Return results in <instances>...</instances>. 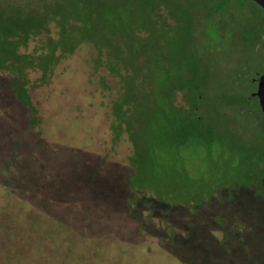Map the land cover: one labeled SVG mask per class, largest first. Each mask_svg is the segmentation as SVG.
I'll return each instance as SVG.
<instances>
[{
  "label": "rangeland",
  "instance_id": "obj_1",
  "mask_svg": "<svg viewBox=\"0 0 264 264\" xmlns=\"http://www.w3.org/2000/svg\"><path fill=\"white\" fill-rule=\"evenodd\" d=\"M11 34L19 57L3 65ZM263 68L253 0H0L1 165L18 144L0 167V264H12L9 249L19 264H38L34 252L60 264H186L172 248L211 264L245 261L247 246L256 254L245 239L264 236L253 93ZM16 75L32 128L9 95L22 89ZM114 97L126 114L117 107L110 122Z\"/></svg>",
  "mask_w": 264,
  "mask_h": 264
},
{
  "label": "trees",
  "instance_id": "obj_2",
  "mask_svg": "<svg viewBox=\"0 0 264 264\" xmlns=\"http://www.w3.org/2000/svg\"><path fill=\"white\" fill-rule=\"evenodd\" d=\"M8 5H11V4H9L8 3ZM10 37H11V39H8V41H12L13 42V44H14V48L13 49H11L10 50V52H12L13 53V55H7V57H5L3 60H1L2 61V63H3V61H5V60H11V59H15V58H17V57H19V54H17L14 50H16V43H18L17 42V38H16V36H14V34H11L10 35ZM9 37V38H10ZM53 50H55V49H53ZM53 50H52V52H53ZM17 51V50H16ZM25 63H27V64H31L32 62H29V61H27V62H25ZM52 63H54V62H51V63H43L42 62V64L40 65L41 67H43L44 69H48V67L50 66V65H52ZM5 63H3V65H4ZM7 64V63H6ZM13 65V64H12ZM21 65V64H20ZM20 65L18 66V67H12V69L13 68H15V69H19V67H20ZM11 69V70H12ZM115 72V71H114ZM117 73V72H116ZM118 74V73H117ZM21 76L20 75H16V76H14V77H12V79H11V82L14 84V83H19L20 84V86H21V88L22 89H17V87L15 86L14 87V89H15V91L14 90H12L11 91V93H9V95H10V97L11 98H13L14 99V101H17V102H19V103H21V104H24L25 106H27V109H28V112H29V116H28V119H27V127H29V128H32V127H34V126H36L37 125V122H38V119H37V116H36V111H35V109L31 106V104L29 103V96H28V91H27V88H26V86H25V83H24V81H23V78L21 77V79H19ZM10 82V83H11ZM11 88V87H10ZM179 88V87H178ZM180 89V88H179ZM194 97V99L196 98V95L195 96H193ZM131 100H134V99H127V100H125V102H130ZM191 100L193 101V99L191 98ZM121 101H117L116 99H115V97L113 98V99H111L110 101H109V103H108V105H109V107H110V115H111V118H110V122H111V120L114 118L115 119V116H116V111H115V109L117 108V107H119V109L120 110H122V112H124L125 114H126V110H124L123 108H126L122 103H120ZM120 103V104H119ZM196 117V116H195ZM110 122H109V128L111 129V125H110ZM123 124V125H122ZM126 124H128V122H127V120H125V118L123 117H119V121H118V123H117V125L121 128V129H123V130H125V134H126V137H128V139L130 140V142H131V144H132V148L134 149V147H135V143L136 142H134L133 140H132V137H133V130H132V127L131 128H129V125L127 126ZM28 129V128H27ZM111 132H112V130H111ZM112 137L115 139V138H118L119 137V135L117 136V135H114L113 134V132H112ZM18 147V144H16V146H15V148H17ZM15 148L13 149V152L10 154V153H8V155H6V156H4V158H5V160L3 161V165H1V159H2V157H3V155H1L0 156V167L3 169V171H5V167L7 166V165H10V162L13 160L12 159V156H14V155H16V157L18 156V151L17 150H15ZM129 156H130V154H129ZM129 156H128V158H129ZM128 170H130V167L126 164V166H125V168H124V173H123V177H124V179L126 180L127 178H128ZM4 175V174H3ZM252 182H250V184H251ZM257 188V187H256ZM33 192H34V190H30V191H28V193H27V196H31V195H33V196H37V195H39V193L37 192V194H33ZM260 196H263L264 195V192H263V190H259L258 188H257V191H256ZM41 197H40V195H39V199H40ZM39 199H38V202H39ZM47 202V203H46ZM46 202H44V200L43 199H40V203H39V207H41V206H43V207H47L48 206V204H50V202L47 200ZM43 207H41V211H43ZM43 212H46V211H43ZM34 227V228H33ZM36 226H32L31 228H29V226H27V229H30V231L31 230H33V231H36V235L34 236V237H36V236H38V234H41L42 233V229L43 228H41V227H36ZM11 231V233L13 232V230H10ZM10 234V233H9ZM10 235H12V234H10ZM6 236V235H5ZM51 236H53V235H51ZM6 237H8V236H6ZM33 237V236H32ZM70 238V237H69ZM249 238V239H248ZM247 239H245V243L246 244H252V243H254V245H255V242H257L258 241V244L257 245H259V251H255L256 252V254H254V253H252V252H250L249 250V247L250 246H247V249H246V260L245 261H242V256H237V257H235V255H232V256H234L235 258V260L234 261H230V262H228V264H264V236H252V237H248ZM1 239H4V237H2ZM36 239H40L39 237L38 238H36ZM65 239V237L64 238H62L61 239V241H63ZM250 239L253 241H250ZM41 240V239H40ZM65 240H67V239H65ZM135 240V239H134ZM132 243H136V242H132ZM64 244L66 245V246H64L63 247V251L62 252H59V254H61V257L62 258H64V257H67V256H70L71 254H72V241L70 240V241H68L67 240V242H64ZM172 250L175 252V257H177L179 260H182V261H184L186 264H211V261H209L210 263H208V256L206 255V254H201V255H199V258L197 257V255H195V254H193L192 252H186V251H183V250H179V249H173L172 248ZM9 251L11 252V250L9 249ZM7 253V254H10L11 255V258H12V264H19V262H15V261H13V258H14V256L12 255V253ZM233 254V253H232ZM249 254V255H248ZM209 256L211 255V254H208ZM31 256L32 257H35L36 258V260H37V262H38V264H60L59 263V259H56L55 258V261H54V263H53V257H50V256H46L45 257V259H42L41 261H40V256H39V252H34V253H32L31 254ZM87 256L88 255H86V256H83V257H81V259H84V260H86V262H89V260H88V258H87ZM215 256H217V255H215ZM214 259H213V261H215L217 264H222V262H223V260H224V258H222V257H213ZM249 258H251L250 260H249ZM210 259V258H209ZM11 260V259H10ZM249 260V261H248ZM40 261V262H39ZM226 261V260H225ZM223 263H225V262H223ZM227 264V263H226Z\"/></svg>",
  "mask_w": 264,
  "mask_h": 264
},
{
  "label": "water",
  "instance_id": "obj_3",
  "mask_svg": "<svg viewBox=\"0 0 264 264\" xmlns=\"http://www.w3.org/2000/svg\"><path fill=\"white\" fill-rule=\"evenodd\" d=\"M253 1L256 2L264 10V0ZM253 93L257 98L259 109L264 115V68L257 77L256 88Z\"/></svg>",
  "mask_w": 264,
  "mask_h": 264
}]
</instances>
